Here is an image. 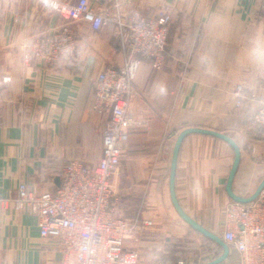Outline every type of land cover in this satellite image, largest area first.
I'll return each instance as SVG.
<instances>
[{"label": "crops", "instance_id": "crops-1", "mask_svg": "<svg viewBox=\"0 0 264 264\" xmlns=\"http://www.w3.org/2000/svg\"><path fill=\"white\" fill-rule=\"evenodd\" d=\"M262 1L108 4L113 15L117 9L125 15L135 10L172 15L163 68L143 59L135 78L132 108L138 123L112 181L115 213L132 224L125 245L152 264H206L225 252L208 236L203 248L200 240L188 238L202 233L174 203L172 167L183 131L212 130L235 144L193 131L177 152L174 194L183 211L208 230L221 237L226 225V207L234 200L228 185L235 146L240 157L232 193L251 197L264 181V128L251 121L257 104L247 99L238 108L235 96L240 84L246 95L264 89ZM64 24L75 31L74 56L53 66L24 62L29 44ZM114 29L113 22L94 30L86 22L66 20L35 0H0V264H60V240L41 236L37 215L18 212L11 202L21 182L37 192L53 191L68 161L95 164L101 157L111 114L95 107L93 80L125 61ZM228 247L219 264H239V252Z\"/></svg>", "mask_w": 264, "mask_h": 264}, {"label": "built area", "instance_id": "built-area-1", "mask_svg": "<svg viewBox=\"0 0 264 264\" xmlns=\"http://www.w3.org/2000/svg\"><path fill=\"white\" fill-rule=\"evenodd\" d=\"M35 1L49 5L66 20L86 22L94 30L113 22L125 61L121 66L105 68L93 80L95 107L111 114L104 127L99 160L95 164L68 161L53 191L37 192L21 182L11 203L18 212L37 215L41 236L60 240V264H139L138 251L125 245L132 224L115 213L112 181L121 168L124 143L138 123L132 108L135 78L143 59H150L157 69L163 68L172 15L166 10L153 16L140 10L125 15L119 9L113 15L108 9L112 0ZM261 10L264 12V0ZM76 51L75 31L64 24L29 44L24 62L53 66ZM235 96L238 108L247 99L257 104L252 123L264 128V89L246 95V88L240 84ZM221 237L239 252V264H264V188L251 201L233 200L228 204Z\"/></svg>", "mask_w": 264, "mask_h": 264}, {"label": "water", "instance_id": "water-1", "mask_svg": "<svg viewBox=\"0 0 264 264\" xmlns=\"http://www.w3.org/2000/svg\"><path fill=\"white\" fill-rule=\"evenodd\" d=\"M193 131H205V132H208V133H212V134H215V135H218V136H221L227 140H229L231 143H233V141L227 137L226 135L224 134H221V133H218V132H215V131H212V130H200V129H194V128H189V129H186L185 131L182 132V134L179 136L178 140H177V143H176V149H175V154H174V159H173V173H172V192H173V199H174V203L177 207V209L179 210L181 216L189 223L191 224L194 228H196L199 232H201L202 234L210 237L211 239H213L214 241L218 242L220 245H222L225 249V252L224 254L211 261V262H208L206 264H219L222 260H224V258L226 257L227 253H228V244L216 233L208 230L207 228H205L204 226H202L201 224H199L196 220H194L192 217H190L188 214H186L183 209L181 208V206L179 205L177 199H176V196L174 194V177H175V169H176V159H177V152H178V149H179V146L183 140V138L185 137L186 134L190 133V132H193ZM234 144V143H233ZM235 145V144H234ZM236 148V159H235V164L233 166V170H232V173H231V176H230V180H229V185H228V190L230 191L232 197L234 198V200L236 201H240V202H248V201H251L253 199H255L260 191L264 188V181L262 182V184L259 186L257 192L251 196V197H248V198H242V197H238L236 196L235 194L232 193L230 187H231V182H232V179H233V175H234V171H235V168L237 166V163L239 161V157H240V152H239V149L237 146H235Z\"/></svg>", "mask_w": 264, "mask_h": 264}, {"label": "rangeland", "instance_id": "rangeland-1", "mask_svg": "<svg viewBox=\"0 0 264 264\" xmlns=\"http://www.w3.org/2000/svg\"><path fill=\"white\" fill-rule=\"evenodd\" d=\"M253 116H254V114H253ZM253 116H252V118H253ZM252 118H251V121H252ZM205 236L206 235H203V234H199V233H196V235L195 236H193V235H188L187 237L188 238H190V239H196V240H200V243H201V245H200V247L201 248H203V243H204V247H206V243H205V241H204V238H205ZM222 238V237H221ZM202 250V249H201ZM141 254V253H140ZM142 255V254H141ZM140 255V256H141ZM209 257H212V255H209ZM140 264H152L151 262H149V261H147L146 259H143V257L141 256V258H140Z\"/></svg>", "mask_w": 264, "mask_h": 264}]
</instances>
